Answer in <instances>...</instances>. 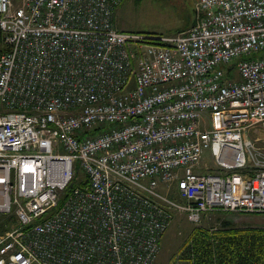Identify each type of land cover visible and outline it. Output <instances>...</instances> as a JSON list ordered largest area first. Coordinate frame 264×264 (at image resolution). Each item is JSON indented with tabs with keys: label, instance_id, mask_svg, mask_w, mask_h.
<instances>
[{
	"label": "built area",
	"instance_id": "1",
	"mask_svg": "<svg viewBox=\"0 0 264 264\" xmlns=\"http://www.w3.org/2000/svg\"><path fill=\"white\" fill-rule=\"evenodd\" d=\"M123 1L0 0V264H155L177 212L264 215V0L171 34Z\"/></svg>",
	"mask_w": 264,
	"mask_h": 264
},
{
	"label": "rangeland",
	"instance_id": "2",
	"mask_svg": "<svg viewBox=\"0 0 264 264\" xmlns=\"http://www.w3.org/2000/svg\"><path fill=\"white\" fill-rule=\"evenodd\" d=\"M196 6L197 0H125L116 11L115 19L120 26L133 31L171 34L192 25L196 19ZM249 135L258 140V145L264 147L263 129H260L258 134L251 132ZM205 162L210 170L219 171L210 151L205 154ZM172 197L177 198L175 189ZM227 218L240 226L264 227V215H228L223 211H214L205 214L201 222L194 223L186 213L177 212L163 236L155 264H189L188 260L185 261L180 256L191 232L197 227H220L222 221ZM7 226L5 219H0L2 233Z\"/></svg>",
	"mask_w": 264,
	"mask_h": 264
},
{
	"label": "trees",
	"instance_id": "3",
	"mask_svg": "<svg viewBox=\"0 0 264 264\" xmlns=\"http://www.w3.org/2000/svg\"><path fill=\"white\" fill-rule=\"evenodd\" d=\"M8 49L0 28V53ZM189 237L180 256L189 264H264L263 226H240L227 218L217 228L197 227Z\"/></svg>",
	"mask_w": 264,
	"mask_h": 264
},
{
	"label": "crops",
	"instance_id": "4",
	"mask_svg": "<svg viewBox=\"0 0 264 264\" xmlns=\"http://www.w3.org/2000/svg\"><path fill=\"white\" fill-rule=\"evenodd\" d=\"M125 1V0H124ZM124 1L120 4V6L118 7V9L117 10H119V8L121 7V5L124 3ZM116 17H117V14H116ZM196 20V19H195ZM115 21H116V25L119 27V28H121V29H123V30H130V29H127V28H123L122 26H120L119 25V23H118V21H117V19H115ZM195 22V21H194ZM193 22V23H194ZM192 23V24H193Z\"/></svg>",
	"mask_w": 264,
	"mask_h": 264
}]
</instances>
